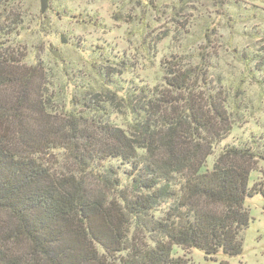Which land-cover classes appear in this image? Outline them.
I'll return each instance as SVG.
<instances>
[{"label":"trees","instance_id":"trees-1","mask_svg":"<svg viewBox=\"0 0 264 264\" xmlns=\"http://www.w3.org/2000/svg\"><path fill=\"white\" fill-rule=\"evenodd\" d=\"M8 57L0 56V264H187L174 246L210 260L242 254L245 201L264 196L248 185L259 154L226 148L205 169L230 127L216 94H195L178 79L166 84L186 93L180 102H135L125 92L127 131L84 101L101 116L92 121L100 126L87 125L71 95L57 126L38 66ZM57 151L54 165L48 158Z\"/></svg>","mask_w":264,"mask_h":264},{"label":"rangeland","instance_id":"rangeland-1","mask_svg":"<svg viewBox=\"0 0 264 264\" xmlns=\"http://www.w3.org/2000/svg\"><path fill=\"white\" fill-rule=\"evenodd\" d=\"M47 4L42 14L40 0H7L0 14V56L38 66L50 121L57 126L66 122L72 95L80 104L74 112L84 116L87 125L100 126L92 121L101 122V116L83 107L84 101L88 107L106 109L103 122L127 131L132 125L125 92L135 96V102L144 98L149 103L152 96L180 102L186 93L166 84L178 79L179 84L195 86V94L205 89L216 94L228 114V134L214 146L205 169H213L224 149L244 148L259 154L252 160L248 185L264 191V0ZM14 18L17 25H11ZM61 156L57 151L48 159L58 165ZM244 207L251 221L242 235L240 256L219 253L210 260L200 250L176 246L174 256L187 264H264V196L247 198Z\"/></svg>","mask_w":264,"mask_h":264},{"label":"water","instance_id":"water-1","mask_svg":"<svg viewBox=\"0 0 264 264\" xmlns=\"http://www.w3.org/2000/svg\"><path fill=\"white\" fill-rule=\"evenodd\" d=\"M41 1V13H45L48 8L47 0H40ZM56 58H59L57 54H54Z\"/></svg>","mask_w":264,"mask_h":264}]
</instances>
